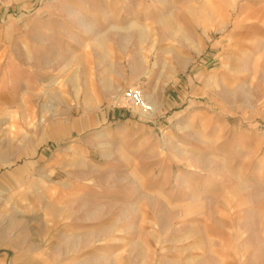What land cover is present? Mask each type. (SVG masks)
Masks as SVG:
<instances>
[{"label":"rangeland","instance_id":"374dc122","mask_svg":"<svg viewBox=\"0 0 264 264\" xmlns=\"http://www.w3.org/2000/svg\"><path fill=\"white\" fill-rule=\"evenodd\" d=\"M0 237V264H264V0H0Z\"/></svg>","mask_w":264,"mask_h":264},{"label":"built area","instance_id":"2783aa9c","mask_svg":"<svg viewBox=\"0 0 264 264\" xmlns=\"http://www.w3.org/2000/svg\"><path fill=\"white\" fill-rule=\"evenodd\" d=\"M118 103L123 108L136 109L144 114L152 113L151 106L142 96V92L136 88L123 90Z\"/></svg>","mask_w":264,"mask_h":264},{"label":"crops","instance_id":"0c3cea01","mask_svg":"<svg viewBox=\"0 0 264 264\" xmlns=\"http://www.w3.org/2000/svg\"><path fill=\"white\" fill-rule=\"evenodd\" d=\"M154 107V110H156V106L154 104H152ZM0 242H3L2 238L0 237ZM1 260V259H0Z\"/></svg>","mask_w":264,"mask_h":264},{"label":"bare ground","instance_id":"6f19581e","mask_svg":"<svg viewBox=\"0 0 264 264\" xmlns=\"http://www.w3.org/2000/svg\"><path fill=\"white\" fill-rule=\"evenodd\" d=\"M151 108H152V106H151Z\"/></svg>","mask_w":264,"mask_h":264}]
</instances>
